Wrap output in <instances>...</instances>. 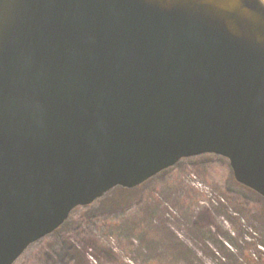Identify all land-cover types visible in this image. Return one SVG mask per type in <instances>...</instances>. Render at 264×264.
<instances>
[{
  "label": "water",
  "instance_id": "water-1",
  "mask_svg": "<svg viewBox=\"0 0 264 264\" xmlns=\"http://www.w3.org/2000/svg\"><path fill=\"white\" fill-rule=\"evenodd\" d=\"M206 154L264 198L262 0H0V264Z\"/></svg>",
  "mask_w": 264,
  "mask_h": 264
},
{
  "label": "rangeland",
  "instance_id": "rangeland-1",
  "mask_svg": "<svg viewBox=\"0 0 264 264\" xmlns=\"http://www.w3.org/2000/svg\"><path fill=\"white\" fill-rule=\"evenodd\" d=\"M88 206L14 264H264V198L219 155L182 159Z\"/></svg>",
  "mask_w": 264,
  "mask_h": 264
},
{
  "label": "trees",
  "instance_id": "trees-1",
  "mask_svg": "<svg viewBox=\"0 0 264 264\" xmlns=\"http://www.w3.org/2000/svg\"><path fill=\"white\" fill-rule=\"evenodd\" d=\"M119 188H120V187H119ZM248 189H249V188H248ZM100 199H101V198H100ZM239 201H241V203H240ZM238 203H239V205H240V204L243 203V201H242L241 199H239V200H238ZM88 207H89V206H88ZM79 208H80V207H79ZM77 209H78V208H77ZM75 210H76V209H75ZM75 210H74V211H75ZM62 227H63V226H62ZM62 227H61V228H62ZM54 233H56V231H55ZM54 233H52L51 235H54ZM51 235H49L48 237H50Z\"/></svg>",
  "mask_w": 264,
  "mask_h": 264
},
{
  "label": "flooded vegetation",
  "instance_id": "flooded-vegetation-1",
  "mask_svg": "<svg viewBox=\"0 0 264 264\" xmlns=\"http://www.w3.org/2000/svg\"><path fill=\"white\" fill-rule=\"evenodd\" d=\"M264 2V0H262Z\"/></svg>",
  "mask_w": 264,
  "mask_h": 264
}]
</instances>
